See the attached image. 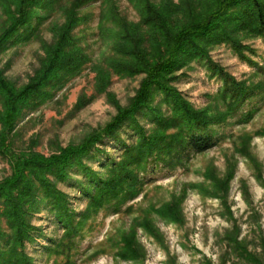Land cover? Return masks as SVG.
Listing matches in <instances>:
<instances>
[{
    "label": "rangeland",
    "instance_id": "obj_1",
    "mask_svg": "<svg viewBox=\"0 0 264 264\" xmlns=\"http://www.w3.org/2000/svg\"><path fill=\"white\" fill-rule=\"evenodd\" d=\"M20 4L0 0V72L16 92L26 89L24 94H29L8 126L6 98L0 96V186L9 185L19 161L22 165L29 159L43 161L23 165L21 179L5 186L7 194L0 195V230L12 232L4 214L9 193L23 208L29 227L28 237L17 248L29 264H251L233 246L237 241L264 264V37L227 17L222 26L240 49L228 41L199 40L209 59L249 90L245 102L234 109L231 100L223 98V77L211 72L208 60L188 58L184 49L178 53L184 63L169 75V85L191 109L225 117L214 128L219 142L201 153L181 152L178 146L165 149L179 129L176 123L159 129L151 111L164 120L176 122L177 117L173 106L164 103V94L152 87L149 107L136 120L148 136H161L162 147L135 171L142 186L129 191L124 185L117 198L96 208L85 187L91 174L112 179L117 175L114 164L127 162V147L136 146L139 136L132 121L69 167L64 180L56 174L59 166L54 159L104 133L122 109L132 106L147 74L117 70L119 63L137 62L127 50L139 49L151 65L168 55L167 35L144 22L148 6L177 35L216 11L218 1L32 0L23 5L27 25L7 39L21 18ZM70 14L77 15L79 23L69 30L65 52L74 53L79 66L57 68L55 77L41 82L31 96L29 86L58 52ZM43 181L63 195L73 215L72 226L58 221L53 200L44 196ZM216 182L224 187H213ZM199 186L218 196L205 194ZM166 206L177 209L179 222L160 215ZM9 245L10 240L1 239L2 251ZM124 250L134 258L121 257Z\"/></svg>",
    "mask_w": 264,
    "mask_h": 264
},
{
    "label": "trees",
    "instance_id": "obj_2",
    "mask_svg": "<svg viewBox=\"0 0 264 264\" xmlns=\"http://www.w3.org/2000/svg\"><path fill=\"white\" fill-rule=\"evenodd\" d=\"M4 2H15L21 3L19 6L26 7L27 4L31 3L32 0H2ZM218 7L217 10L212 14L207 15L202 18L200 22L191 24L190 26L183 29L177 35H172L169 29H166L162 21V16L153 6L147 7V18L144 19L146 24H152L157 29V33L167 35V56L161 60H158L155 65L147 62L145 57L139 49L127 50L128 55L136 57L138 60L133 64H117V70L123 72L124 74H135L138 72H144L147 74L141 89L139 90L138 96L135 98L134 103L130 108L122 109L120 114L115 118V120L108 125V127L103 131L104 133H96L92 135L85 143L79 146H72L65 150L64 155L55 158L54 160L58 162V177L60 179L65 178L67 175V170L69 167L82 162L84 157L87 156L96 145L102 141L104 137H113L115 132L129 121H132L133 127L138 133V144L136 146L127 147L128 158L127 162H122L120 164L115 163L113 168V173L117 174L114 178L102 180L97 173L91 174V179L85 187L84 192L91 196L92 203H97L96 208L102 207L113 198H117L120 192L123 190L124 185H128V190L131 191L136 186H142L138 176L137 169L143 167V163L146 159L153 156L155 152L162 147L161 136L153 135L148 136L146 131L143 129L140 123L136 120V116L140 112H143L147 107H149L151 88L156 87L160 92L164 94V103L172 105L174 109L175 116L177 117L175 121L164 120L163 117L156 114L155 111H151V118L154 123H157L158 127L167 128L171 125H177L179 133L173 140L167 141L164 146L165 149H174L179 147L178 150L181 152H195L201 153L207 151L214 147L220 140V136L217 130L214 128L225 122V117L221 115H216L214 117L208 114L191 109L189 105L183 100L181 95L169 85V75L174 69L182 66V62L178 58V53L182 52L183 49L186 53V57L194 59L208 60L211 64V72L214 75H219L223 77L225 89L222 91L223 98L225 100H231V108L233 109L243 102H245L246 97L249 96V90L247 87L241 86L237 83L234 78L225 75L223 68L212 62L208 57V53L201 46L200 41L216 39L217 41H228L235 43L234 46L238 49L240 47L237 45V41L227 32L222 26V19L227 17L231 19H236L242 24L243 29H247L255 34L262 35L264 37V0H217ZM20 9L21 18H18L13 28L7 34V39L14 37L20 30V27L26 26L27 20L24 13V8ZM235 11L228 12L231 9ZM20 20V21H19ZM158 22L162 25L160 26ZM79 23V18L75 14H70V19L67 22L68 30L63 33L62 40L58 45V52L55 53L54 57L50 60L47 69L40 75L37 74L36 77L40 79L33 83L30 87L31 96L34 95L32 92L37 91L41 82L43 84L44 80H50L55 77V70L58 68L63 69L65 67L76 68L79 65V59L74 55V53H66L65 48L70 41L69 30L75 27ZM155 23V24H153ZM163 30H165L163 32ZM200 40V41H199ZM185 46V48H184ZM53 68L52 72L50 69ZM39 75V76H38ZM42 77V78H41ZM46 80V81H47ZM44 85V84H43ZM28 88V87H27ZM26 90V89H25ZM25 90L22 92H16L15 88L11 87L8 82L4 79L2 73L0 72V96L5 95L8 113L5 123L10 125L12 122V116L18 112L20 104L23 106L24 97L26 94ZM29 96V94H28ZM30 96V97H31ZM160 132V131H159ZM264 134V132H262ZM135 147V148H134ZM41 159H29L25 160L23 165H33L36 163H42ZM21 161L18 162L15 175L12 180L6 183L12 185L21 179L23 175V169ZM134 167V169L129 170L128 167ZM141 182V183H140ZM0 186L1 193L8 192L5 186ZM42 186L44 187V196L53 200V207L58 209V221L66 226H72L73 215L68 209V204L63 199V195H60L53 186L44 182ZM224 187L220 183L216 182L213 187ZM201 191L207 195L218 196L215 192L209 191L208 188L199 186ZM95 189V190H94ZM215 191V190H214ZM132 193V192H131ZM130 193V194H131ZM85 194V195H86ZM8 206L5 207L4 214L7 216L8 223L12 232L10 234L2 233L0 230V242L1 239L10 240V245L8 251H2L0 249V261L5 262V264H29L28 257L24 252L18 251V246L24 244V240L28 237L29 227L26 225L24 218L22 217L23 208H21L18 203L15 204L11 195L8 193ZM18 205V206H17ZM160 215L167 221L179 222L180 216L177 209L173 206H166L159 210ZM146 230L151 231L157 240H161L159 234L153 231L146 224H141ZM237 241V240H236ZM236 246L237 250L245 255L251 264H258V260L254 255L244 247L239 246V242L232 243ZM127 248V247H124ZM241 254V255H242ZM120 256L123 258H131V252L129 250H124L120 252ZM243 256V255H242ZM244 257V256H243Z\"/></svg>",
    "mask_w": 264,
    "mask_h": 264
}]
</instances>
